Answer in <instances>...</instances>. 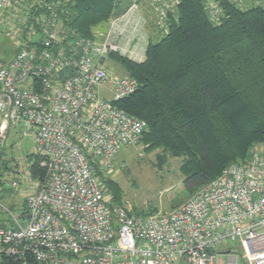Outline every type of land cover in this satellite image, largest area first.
Segmentation results:
<instances>
[{"label":"built area","instance_id":"obj_1","mask_svg":"<svg viewBox=\"0 0 264 264\" xmlns=\"http://www.w3.org/2000/svg\"><path fill=\"white\" fill-rule=\"evenodd\" d=\"M229 1L243 9L264 4ZM150 2L165 31L179 0ZM64 7L60 0H0V16L17 21L12 57L0 59V146L22 125L44 171L20 217L0 201V264H264L263 149L168 213L141 216L111 204L103 179L119 148L137 146L147 127L115 105L137 82L113 77L106 66L110 54L144 57L132 19L138 2L94 39L64 32ZM205 9L218 23V3L206 0ZM107 84L110 100L99 96ZM228 242L243 253L226 251L222 262L218 250Z\"/></svg>","mask_w":264,"mask_h":264},{"label":"trees","instance_id":"obj_2","mask_svg":"<svg viewBox=\"0 0 264 264\" xmlns=\"http://www.w3.org/2000/svg\"><path fill=\"white\" fill-rule=\"evenodd\" d=\"M60 1L64 32L80 38L94 39L93 30L107 29L120 13L119 0ZM214 1L221 8L218 23L210 21L206 0H179L164 18L165 31L156 25L162 32L156 42L149 39L143 61L109 55L138 84L115 105L145 121L140 142L147 150L162 148L182 159L187 194L264 142V4L243 9ZM31 156L32 175L41 181L39 157ZM103 183L108 195L106 178Z\"/></svg>","mask_w":264,"mask_h":264},{"label":"rangeland","instance_id":"obj_3","mask_svg":"<svg viewBox=\"0 0 264 264\" xmlns=\"http://www.w3.org/2000/svg\"><path fill=\"white\" fill-rule=\"evenodd\" d=\"M127 1L121 0L119 4L124 5ZM142 1H146L147 6L144 11L147 17L144 29L149 33L151 40L156 42L164 30L156 29L158 14L150 0ZM19 17L22 18L23 14H19ZM14 24H17L15 19L9 18L8 15L0 16L2 60H9L16 46L17 34L13 28ZM105 30L106 25H102L95 28L94 32L101 34ZM143 60L144 57L135 62ZM106 66L113 77L128 76L124 68L110 57L106 60ZM106 89L100 91L99 96L110 100L112 97L109 92L110 84L106 85ZM34 148L32 137L22 125L11 128L3 146H0V201L10 207L16 217H20L25 199L35 192L38 183L37 177L32 175L30 169ZM253 149L264 150V142L254 145ZM181 164V158L173 157L162 148L149 151L141 142L137 146L121 147L113 161V169L107 174L108 197L133 214L168 213L198 191L192 194L184 191ZM12 183H16V187H11ZM226 251L239 258L243 253L241 246L228 242L218 250V257L222 262L228 260V256L224 254Z\"/></svg>","mask_w":264,"mask_h":264},{"label":"crops","instance_id":"obj_4","mask_svg":"<svg viewBox=\"0 0 264 264\" xmlns=\"http://www.w3.org/2000/svg\"><path fill=\"white\" fill-rule=\"evenodd\" d=\"M121 1V0H120ZM133 2H136V0H128L126 3H124V5L122 4H119L118 5V14H116V16L118 15H121V14H124L130 7V5L133 3ZM120 3V2H119ZM146 1H142L140 0L138 2V8L136 11H134V13H132V19L134 21H139V33H138V38H137V50L139 49V51L145 53V49H146V46H147V43L150 39V36H149V33L146 32V30L144 29L145 28V25H146V21H147V17L145 16L146 14H144V11H146ZM123 11V12H122ZM126 30L127 31H130L129 30V26H126ZM94 32V30H93ZM95 35L97 36V32H94Z\"/></svg>","mask_w":264,"mask_h":264}]
</instances>
